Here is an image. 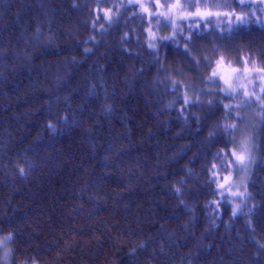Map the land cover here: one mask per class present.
I'll list each match as a JSON object with an SVG mask.
<instances>
[{
  "label": "trees",
  "instance_id": "16d2710c",
  "mask_svg": "<svg viewBox=\"0 0 264 264\" xmlns=\"http://www.w3.org/2000/svg\"><path fill=\"white\" fill-rule=\"evenodd\" d=\"M123 1L0 0V238L12 234L0 264H33L32 256L41 264H264V123L249 132L250 195L234 216L208 178L239 131L217 126L242 123L223 105L243 94L206 81L212 68L197 67L180 36L179 47L160 40L149 48L157 18L149 23ZM213 4L241 11L234 0H199ZM117 6L107 30H97L94 8ZM196 22L178 26L187 36ZM213 23L223 37L201 22L192 56L214 65L223 53L225 67L243 70V55L264 53V25L229 33L226 20ZM172 31L158 27L160 36ZM171 79L183 86L173 89ZM186 90L199 102L183 106ZM233 166L216 169L221 180Z\"/></svg>",
  "mask_w": 264,
  "mask_h": 264
},
{
  "label": "snow or ice",
  "instance_id": "6c2138e0",
  "mask_svg": "<svg viewBox=\"0 0 264 264\" xmlns=\"http://www.w3.org/2000/svg\"><path fill=\"white\" fill-rule=\"evenodd\" d=\"M105 0H98V3H103ZM152 6L160 9L166 8V11L153 12L150 10L149 6L141 3V0H128L129 4H139L141 15L146 14L149 18V23L154 17H163L165 21H169L173 28V31L168 36H160L158 37L156 33L151 31L149 28L148 31V47L156 50L158 48L157 41H173L176 43V46L179 47V41L177 39L178 36L186 39L189 43H185L183 46V51L188 56H190L194 61L196 66L198 67L201 60L204 61L206 67L212 68L210 75L206 77V81L213 82H222V86L218 88L220 93H224L225 95H235L237 92H242L243 99L236 105L233 104H224L223 107L225 111V117L233 116L234 121H242L246 117L241 114V111H233V109H242L244 107H250L252 105H257L260 109L257 112V116L260 122L264 123V53L259 54V58H257L254 54L249 53L247 55H243L241 60L244 64V73L246 77H254V79L249 78L248 84L253 85L252 89L248 88L247 84H241L238 87L235 86L232 82V76L224 74L223 69L225 67V55L221 53L218 58L213 62L209 61L208 56L195 57L192 56V48H190L189 44L192 43L194 36L192 34V30L195 29L197 32L201 31V22H203L208 27L203 29L204 31H208L211 28L215 27L220 30V35L223 37L224 29H220L219 23H213L216 20H226L228 25L227 31L232 33L236 30L249 27L253 24L256 25H264V18L257 16L256 11L264 13V0H234L235 5L239 6L241 11H237L235 7H231L229 4H213L211 7L205 5L202 9L199 6V0H195L196 8L195 11H184L185 8H191L193 6V0H189L187 4H183L181 0H172L171 3H161V0H151ZM251 6V10L243 11V9ZM119 7L117 6V12L113 13L111 8L106 9H96V20L93 21L95 24L100 18L101 13L103 14V18L109 23L113 22L114 16H116L119 12ZM221 7H231L230 11H213L212 8H221ZM179 12L178 15L175 16V19H172L174 13ZM195 19L197 22L195 24H189V35L184 36V28L178 26V22H184L187 20ZM103 28V25L101 26ZM127 33H125L124 38H127ZM95 39V37H92ZM213 48H217V45L213 44ZM85 51H90V49H85ZM228 64H231V61H228ZM251 65V66H249ZM240 70L237 68H231V73H237ZM179 74V73H178ZM171 83L173 89L183 86V81H178L175 79H171L168 81ZM259 84L258 90L255 85ZM201 93L215 91L212 89H201ZM199 96L196 97V100L193 101L192 97L188 95L187 90L183 93V106H187L190 103H198ZM207 103L211 105L213 103L212 100H208ZM171 106V105H169ZM183 106L181 111H183ZM49 127L55 130L54 124H49ZM219 129H222L224 133L236 132L239 129V124L236 122L229 123L227 119L224 123L219 124L217 126ZM216 133H209V135H215ZM233 147L229 148L227 151L221 149L220 152L217 153V159L220 160L219 165L213 163L211 166L209 182L216 180V189L220 193V197L225 198V194L227 193L232 198H241V203L235 204L232 210V214L235 216L238 212L242 211V205L244 204V198L250 195L248 193L247 185L244 184L242 180L241 183L244 184L243 191L239 190L237 187L236 191H232V175L229 172L228 175L224 176L221 180L219 172L216 171L217 168H225L231 167L235 165L237 168H243L245 172H247L248 167L254 162V157L252 156V152L256 145L254 144V137L251 135H247L246 133L242 134V138L239 143H237L236 138H232ZM230 156L231 159L226 160L225 158ZM23 172V169H21ZM175 191L179 193L181 189L179 187L175 188ZM209 203L215 204L216 208L219 209V201H210ZM12 240V234L9 233L6 237L0 238V247L7 246V242ZM142 246V245H141ZM135 251V249H133ZM10 254V252H6L5 255ZM33 264H36L35 260H33Z\"/></svg>",
  "mask_w": 264,
  "mask_h": 264
},
{
  "label": "rangeland",
  "instance_id": "374dc122",
  "mask_svg": "<svg viewBox=\"0 0 264 264\" xmlns=\"http://www.w3.org/2000/svg\"><path fill=\"white\" fill-rule=\"evenodd\" d=\"M124 1H125V3H128V0H124ZM165 1L166 0H163V2H165ZM171 2H172V0H169L168 2H165V3H171ZM141 3H144L145 5L149 6L150 10L153 12L166 11V8L157 9V8L153 7L151 0H141ZM128 5H134L136 8L140 9L139 4H129L128 3ZM94 9L96 10V9H102V8H94ZM122 9H123V7H119V11H122ZM112 11H113V13L117 12V10H112ZM178 14H179V12L174 13L172 16V19H175V16ZM156 18H157V21L160 24V26H159V24L156 25V27H153V25H151L150 28H151V31L156 33L157 36H160V34L163 30L169 31L170 28H172L171 23L169 21H165L163 17L157 16ZM102 19H103V14L101 13V18L99 21L101 23L93 25L95 28H97V30H100L101 32H102V29L107 30L108 25H109L108 21H106L105 19H104V21H101ZM152 20H153V18H152ZM102 25H103V28H101ZM158 27L160 28L161 32H158ZM147 42H148V38H147ZM223 72H224V74L232 76V82L235 86L238 87L241 84H247L249 89L253 88V85L248 84V79L249 78L254 79V77H246L243 70H240L237 73H231V68L224 67ZM221 84H222V82H221ZM255 87L258 90L259 84L255 85ZM237 93H240V92H237ZM241 94H242V92H241ZM259 111H260V109L257 105H252L250 107H246V110L244 112L245 113L244 116L246 118L244 120H242V123L239 127L238 135L236 138L237 143H239L240 139L242 138V134L246 133L247 135H250L249 132L255 128V125L257 124L258 119H259L257 116V112H259ZM254 144H255V140H254ZM254 152H255V148L252 152L253 157H254ZM251 168H252V164L248 167L247 172H245V170L243 168H237L235 165L233 166L232 170L230 171L231 175H232V188H231L232 191H236L237 187H239L240 191H243L244 184H246V185L248 184ZM242 180L244 181V184L241 183ZM240 199L241 198H238V197L237 198L230 197V200L233 202L234 206H235V204L239 203ZM4 258H5V255H4Z\"/></svg>",
  "mask_w": 264,
  "mask_h": 264
},
{
  "label": "bare ground",
  "instance_id": "6f19581e",
  "mask_svg": "<svg viewBox=\"0 0 264 264\" xmlns=\"http://www.w3.org/2000/svg\"><path fill=\"white\" fill-rule=\"evenodd\" d=\"M1 248V251H3V253H6V252H8V248L6 247H0ZM31 258H33V259H37V261H35L37 264H41L42 263V259H40L39 257H37V256H32Z\"/></svg>",
  "mask_w": 264,
  "mask_h": 264
}]
</instances>
